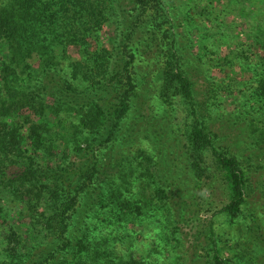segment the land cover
Instances as JSON below:
<instances>
[{
    "label": "trees",
    "instance_id": "obj_1",
    "mask_svg": "<svg viewBox=\"0 0 264 264\" xmlns=\"http://www.w3.org/2000/svg\"><path fill=\"white\" fill-rule=\"evenodd\" d=\"M161 1L137 0L142 6ZM119 2L0 4V219H17L7 233L0 232V264H143L130 248L120 249L127 220L120 209L123 205L131 210L122 198L138 187L145 189L144 184L164 208L175 194L168 175L155 169L157 161L144 150L122 154L101 176L96 164L78 173L66 164L71 145L79 154L84 143L100 138L102 148L109 143L118 148V141L128 143L134 132L131 103L140 97L141 79L119 49L96 44L105 24L119 17ZM71 49L81 55L79 60H71ZM33 59L39 62L37 68ZM177 61L171 54L166 62L161 98L167 104L179 99L193 117L185 134L191 170L200 178L212 160L224 176L229 200L219 214L235 225L247 203L246 174L237 157L217 148L198 114L194 85ZM106 93L114 94L117 102L103 103ZM256 93L264 100V79ZM62 113L76 115L79 123L63 125ZM51 120L59 125V140L65 145L64 162L57 166L51 161L61 147L50 142ZM45 159L49 161L43 165ZM220 241L213 245V264H226Z\"/></svg>",
    "mask_w": 264,
    "mask_h": 264
},
{
    "label": "rangeland",
    "instance_id": "obj_2",
    "mask_svg": "<svg viewBox=\"0 0 264 264\" xmlns=\"http://www.w3.org/2000/svg\"><path fill=\"white\" fill-rule=\"evenodd\" d=\"M119 1V17L105 24L96 44L119 49L141 79L140 97L131 103L134 132L128 143L118 141V148L110 143L102 148L100 138L84 143L79 154L71 145L66 164H72V173L96 164L101 176L122 154L144 150L157 161L155 169L165 171L175 191L166 207L144 184L145 189L138 187L122 198L131 210L120 209L127 214L120 249L130 248L143 264H213V245L219 239L226 264H264V100L256 93L264 79V0H162L149 6ZM171 54L194 85L198 114L217 148L237 157L246 174L247 203L235 225L219 214L229 200L224 176L212 160L200 178L191 170L185 134L193 117L179 99L167 104L161 98ZM80 56L70 50L71 60ZM31 64L37 68L39 62ZM106 94L103 103L117 102L114 94ZM59 116L69 128L79 123L76 115ZM50 123V142L61 147L52 148V166H57L64 162L65 145L59 125ZM48 161L42 160L43 165ZM15 224L12 217L0 219V232Z\"/></svg>",
    "mask_w": 264,
    "mask_h": 264
}]
</instances>
